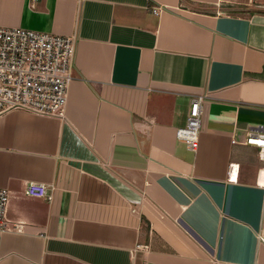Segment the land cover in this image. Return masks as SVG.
<instances>
[{
  "label": "crops",
  "instance_id": "obj_1",
  "mask_svg": "<svg viewBox=\"0 0 264 264\" xmlns=\"http://www.w3.org/2000/svg\"><path fill=\"white\" fill-rule=\"evenodd\" d=\"M0 26L76 37L64 116L0 114L19 227L0 264H264V159L246 142L264 125V0H0ZM203 93L192 151L175 132Z\"/></svg>",
  "mask_w": 264,
  "mask_h": 264
},
{
  "label": "built area",
  "instance_id": "obj_2",
  "mask_svg": "<svg viewBox=\"0 0 264 264\" xmlns=\"http://www.w3.org/2000/svg\"><path fill=\"white\" fill-rule=\"evenodd\" d=\"M150 11L158 14L161 7L151 6ZM75 46V35L0 26V114L22 110L63 117L68 87L74 78ZM207 102V94L194 95L185 125L175 132L177 140L192 151L198 146ZM246 142L256 145L264 159V125H249ZM237 171L238 165L230 163L227 178L234 180ZM24 192L35 198L50 197L48 186L37 181H29ZM8 202L7 188L0 187V231L19 228L9 225L6 217Z\"/></svg>",
  "mask_w": 264,
  "mask_h": 264
}]
</instances>
